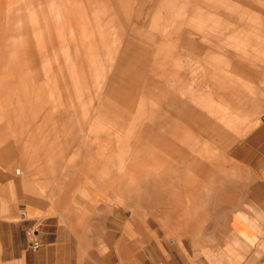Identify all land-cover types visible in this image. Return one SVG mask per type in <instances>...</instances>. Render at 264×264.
<instances>
[{
	"label": "rangeland",
	"instance_id": "1",
	"mask_svg": "<svg viewBox=\"0 0 264 264\" xmlns=\"http://www.w3.org/2000/svg\"><path fill=\"white\" fill-rule=\"evenodd\" d=\"M47 1L51 10L52 1ZM112 1L115 8L109 14L102 0H81L82 5L63 0L69 8L61 31L67 88L63 106L56 103L60 97L53 86L45 88L47 105L31 100L25 106L20 101L17 114L8 110L13 104L2 106L8 118L0 129L2 153L19 163V175L12 176L0 165L1 196L11 204L7 207H14L10 219L26 222L31 240H38L36 232L50 223L49 236L81 252L100 251L106 220L113 246L125 238L135 247L137 215L153 214L154 182L161 180L165 188L200 182L192 164L203 162L214 173L223 166L224 181L231 187L236 166L229 156L232 140L252 132L264 117V0ZM230 1L255 8L257 19L237 11ZM30 2L18 0V12L2 13V39L9 32L21 38L25 29L16 19L24 16ZM196 9L212 20H189ZM73 15L74 22L69 19ZM29 42L33 52L26 53L21 44L16 71L18 80L27 81V75L34 84L45 66L50 70L54 48L49 43V58L36 38ZM5 44L3 40L0 70H13ZM163 44L168 56L159 66L153 55ZM222 80L242 87L239 100L229 104L221 99L214 81ZM121 86L135 89L132 108L109 97ZM186 92L201 95L217 113L187 103ZM47 114L49 120L44 121ZM140 128L146 129L145 135ZM184 130L188 134L181 136ZM153 134L178 152L155 148L149 138ZM58 194L65 196L63 203L56 202ZM127 219L134 229L127 228L126 239L122 230Z\"/></svg>",
	"mask_w": 264,
	"mask_h": 264
},
{
	"label": "crops",
	"instance_id": "2",
	"mask_svg": "<svg viewBox=\"0 0 264 264\" xmlns=\"http://www.w3.org/2000/svg\"><path fill=\"white\" fill-rule=\"evenodd\" d=\"M50 1L51 10L47 6V0H31L30 4L24 7V16L16 19L17 23L22 22L25 29V32L19 35V40H16L17 35L12 32L3 39L0 35V55L3 51L5 53V49L2 50V42L6 40L5 47L9 50V58L14 67L13 70H7L6 67L0 70V129L8 119L2 111L5 103L13 104L8 110H13L14 114L18 113L20 101L25 106H30L31 100L40 105H47L46 93L52 86L56 87L57 94L61 97L56 103L63 106L66 101L61 31L63 22H66L65 13L69 12V8L65 9L63 0ZM213 1L217 4L227 3L226 0ZM78 3L82 5L81 0H78ZM101 3L109 14L115 8L112 0H102ZM229 4L249 19H257L255 8H243L236 1H230ZM10 10L19 11L18 0H0V17L2 13ZM203 12L193 10V16L189 20L202 23L212 20L208 19L207 15L203 16ZM69 19L74 22L75 16ZM117 32L118 39L121 40V27H117ZM33 38L37 39L49 58V43H52L54 48L51 52L50 70L45 66L46 69L40 72L39 78L34 79V84L29 82L27 75H24L27 81L18 80L20 75L16 71L19 60L17 51H21L23 44L26 53H32V43L29 40ZM153 56L156 64L162 66L168 56L166 46L163 44L157 47ZM214 85L221 99L229 104L239 100L243 94L242 87L232 82L214 81ZM36 86H39V89L34 91ZM68 88L71 89V84ZM109 97L127 102L128 108H132L136 91L132 87L121 86L110 92ZM184 97L187 103H192L199 109L217 113L214 106L205 103L201 95L186 92ZM68 102L72 105L73 97H69ZM224 116L221 115L222 118ZM49 117L50 114H47L44 121H48ZM145 131V128L139 129V133L144 135ZM186 134V130L180 133L181 136ZM149 138L155 141L154 146L160 151L178 152L176 146L160 143L159 137L154 134ZM224 138L220 140L225 142ZM229 156L236 164L232 170L234 182L231 187L224 181L223 166L218 165L214 173L203 166V162L199 166L190 165V169L201 176L200 182L182 183L184 188L177 187V183H170L169 188H165L161 187L164 184L161 180L156 181L153 184V214L146 216L143 213L136 217L137 245L130 246L129 241L126 240L125 243L123 238L119 245L113 246L111 229L106 220L104 244L100 251L95 252H81L80 248L63 244L56 236H49L52 235L50 223L41 225L34 236L38 238V249L30 250L28 245L31 239L28 236V228L25 227L27 223L10 219L14 214V207H7L11 204H7L1 196L0 173V264H264V120L261 119L260 125L252 132L243 134L238 140H232ZM200 157L202 158V155ZM1 164L6 166L7 175H19L15 170L18 161L3 155L0 139ZM21 165V168L29 169V165ZM21 179L23 180L24 176ZM15 182L11 181L10 184ZM161 189H167L168 193L161 192ZM64 201L65 196L58 194L56 202ZM145 203L143 198L144 206ZM125 222L126 229L122 230V234L127 239L130 236L127 228L130 226L133 230L134 226L129 224L130 219Z\"/></svg>",
	"mask_w": 264,
	"mask_h": 264
},
{
	"label": "built area",
	"instance_id": "3",
	"mask_svg": "<svg viewBox=\"0 0 264 264\" xmlns=\"http://www.w3.org/2000/svg\"><path fill=\"white\" fill-rule=\"evenodd\" d=\"M28 246H29L30 250L35 251L38 249L39 245H38V242L36 240H31Z\"/></svg>",
	"mask_w": 264,
	"mask_h": 264
},
{
	"label": "water",
	"instance_id": "4",
	"mask_svg": "<svg viewBox=\"0 0 264 264\" xmlns=\"http://www.w3.org/2000/svg\"><path fill=\"white\" fill-rule=\"evenodd\" d=\"M261 119L264 120V117H262Z\"/></svg>",
	"mask_w": 264,
	"mask_h": 264
},
{
	"label": "bare ground",
	"instance_id": "5",
	"mask_svg": "<svg viewBox=\"0 0 264 264\" xmlns=\"http://www.w3.org/2000/svg\"><path fill=\"white\" fill-rule=\"evenodd\" d=\"M29 88V87H28ZM61 98V97H60Z\"/></svg>",
	"mask_w": 264,
	"mask_h": 264
}]
</instances>
